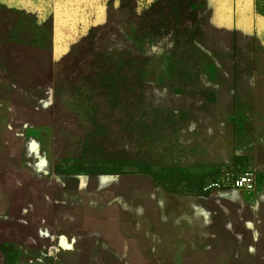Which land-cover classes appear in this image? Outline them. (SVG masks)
I'll use <instances>...</instances> for the list:
<instances>
[{
    "label": "rangeland",
    "instance_id": "obj_1",
    "mask_svg": "<svg viewBox=\"0 0 264 264\" xmlns=\"http://www.w3.org/2000/svg\"><path fill=\"white\" fill-rule=\"evenodd\" d=\"M169 2L159 0V10L136 8L128 16L110 0H0V146L7 158L18 153L21 160L20 209L44 216L50 198L51 222L42 219L38 228L45 229L48 246H70L46 251L45 264L236 260V199L243 193L204 190V183L212 172H240L251 163H210L218 156L213 141L227 150V141L215 137L226 126L216 123L214 132L196 118L219 111L203 105L211 94L204 90L206 69L216 61L186 43L179 47L194 51L190 59L167 52L159 57L154 43L148 44L154 53L141 58V20L167 24ZM197 7L187 19L201 37L208 28L201 26ZM128 19L131 37L124 33ZM32 113L41 126L30 122ZM155 114L172 120L160 139L143 140V130H154ZM34 151L42 169H31L30 185ZM46 167L52 174L39 175ZM17 245L0 264H37Z\"/></svg>",
    "mask_w": 264,
    "mask_h": 264
},
{
    "label": "crops",
    "instance_id": "obj_2",
    "mask_svg": "<svg viewBox=\"0 0 264 264\" xmlns=\"http://www.w3.org/2000/svg\"><path fill=\"white\" fill-rule=\"evenodd\" d=\"M110 1H113L117 9H124L128 16L136 8L140 11L146 10L147 13L148 10L157 11L164 6L159 0H138V6H133L131 0ZM166 5L172 11L171 19H167V24L163 25L162 21L156 19L154 25L153 20L148 17L141 20V58H148V53H154L148 50V44L154 43L155 54L159 57L161 53L167 52L171 58L175 55L177 58L187 56V59H190L194 51L179 47L180 43H186L194 45L200 55L202 52L203 56L216 61L211 68L206 69L205 74L209 75L210 79L204 90L210 91L211 94L209 98L206 96L203 98V105L218 107L219 111L209 114L205 111L202 114L199 112L196 116L197 119H203L205 123L210 124V129L214 132L216 123L226 126L225 130L220 131L223 133L215 137L227 141L225 145L227 150L216 147L217 139L213 141L211 147L216 149L218 156L212 158L210 163L214 165L221 162H236V160L247 161L251 163L248 169H251L255 176L252 191L237 190L243 193V196L238 195L236 199L235 227L239 230V234L236 238L235 250H238L235 255L236 260L229 264H264V0H200L199 4L196 0H171ZM197 5L202 10L204 23L201 26L208 28L201 37H197L193 21L187 19L194 18ZM127 24L123 26L124 33L131 37L129 19ZM32 107H35L34 103ZM30 122L41 126L33 113ZM4 133L0 130V140ZM198 136L202 135L199 133ZM7 155L8 153L0 146V260L5 256L6 245H11L16 252L17 248L13 244H18L28 250L33 263L45 264L49 260L46 251L60 249L64 252L69 250L70 246L60 245V248L52 244L48 246L42 234L45 229L38 228L37 224H40L39 221L42 219H47L48 224L51 222L50 198L48 211L44 216H36L31 208L20 209L18 198L21 189L19 183L21 160L18 153L8 158ZM4 158L8 159V163H4ZM37 158H40L37 151L29 155L30 162L32 161L34 166L30 170L27 169L30 185L31 169L33 171L42 169ZM49 170L52 174V168L46 167L39 175H46ZM7 172L12 178H7ZM215 173L212 172L209 177L214 178L217 175ZM64 174L70 177L80 176L66 171ZM205 184L206 181L204 187ZM24 187H28L27 183ZM43 198L45 199V196ZM14 210L17 212L15 215ZM19 218L25 220V223ZM31 218L35 220L32 223ZM21 229L24 230L23 236L19 235ZM7 239L11 242H7Z\"/></svg>",
    "mask_w": 264,
    "mask_h": 264
},
{
    "label": "built area",
    "instance_id": "obj_3",
    "mask_svg": "<svg viewBox=\"0 0 264 264\" xmlns=\"http://www.w3.org/2000/svg\"><path fill=\"white\" fill-rule=\"evenodd\" d=\"M254 172L245 169L237 172L234 168H225L220 173L205 184L204 189L226 187L234 190L252 191L255 185Z\"/></svg>",
    "mask_w": 264,
    "mask_h": 264
},
{
    "label": "trees",
    "instance_id": "obj_4",
    "mask_svg": "<svg viewBox=\"0 0 264 264\" xmlns=\"http://www.w3.org/2000/svg\"><path fill=\"white\" fill-rule=\"evenodd\" d=\"M171 117L168 116H162L160 114H155V121L153 123L154 126V130L150 129V130H143L142 136H143V140H157L160 139L161 137V128L169 123L171 121ZM69 172H74V169L71 168V170ZM13 253V248L11 245H6L5 246V256L6 258L8 256H10V254Z\"/></svg>",
    "mask_w": 264,
    "mask_h": 264
}]
</instances>
